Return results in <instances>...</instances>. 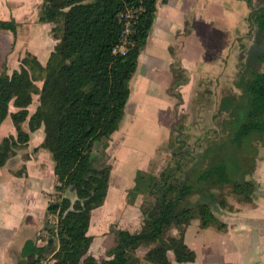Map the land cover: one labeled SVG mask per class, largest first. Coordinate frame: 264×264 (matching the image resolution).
<instances>
[{
  "label": "trees",
  "instance_id": "obj_1",
  "mask_svg": "<svg viewBox=\"0 0 264 264\" xmlns=\"http://www.w3.org/2000/svg\"><path fill=\"white\" fill-rule=\"evenodd\" d=\"M247 2L249 37L255 23L264 35V5L253 7ZM132 9L138 14L130 45L123 56L113 54L122 28L119 16ZM256 12L259 16L253 23ZM155 13L156 0H42L37 20L52 26V51L44 62L26 52L16 70H0V127L9 118L16 132L15 137L0 141V167L27 147L30 134L39 130L44 135L41 147L54 163V193L46 208L57 217L56 225L46 229L54 236V247L27 242L17 264H138L134 256L141 249L147 264H192L195 254L185 242L192 222L198 221L200 229L222 225L207 204L188 202L189 198L214 190L220 194L221 208L230 211L222 195L227 188L237 203L251 202L254 184L231 182L222 164L201 171L193 188L189 173L183 171L190 162H178L177 170L161 174L158 181L151 179L146 186L155 201L141 207L145 232L131 235L115 230L114 244L100 262L88 255L93 240L88 235L91 212L104 203L110 175L109 167L93 165L91 152L98 144L105 146L118 130L130 95L129 83ZM17 28L13 20H0V30L16 36ZM257 62L263 63L264 58ZM241 72L236 83L240 95L232 96L230 102L223 97L215 113L225 127L230 125V143L237 148L245 141L264 140V67L251 66ZM177 74L178 68L173 75ZM34 97L37 105L30 113ZM234 119L240 122L235 127ZM180 122L172 126L177 135ZM188 152L182 146L174 156L183 160ZM67 189L73 192V201L63 197ZM172 228L175 232L168 234Z\"/></svg>",
  "mask_w": 264,
  "mask_h": 264
},
{
  "label": "crops",
  "instance_id": "obj_2",
  "mask_svg": "<svg viewBox=\"0 0 264 264\" xmlns=\"http://www.w3.org/2000/svg\"><path fill=\"white\" fill-rule=\"evenodd\" d=\"M250 1L253 7L264 5V0ZM229 2L230 0H156L154 22L129 83L130 95L124 116L126 111L129 112L136 106L133 96L142 93L147 100L155 99L160 105L167 104L164 114L166 131L171 130L178 118L186 117V123L194 118V124L201 128L199 135H204L202 138L206 135L209 137L208 133L215 125L213 120L216 106L231 90L230 82L223 81L220 75V80L211 81L203 94L194 99L190 98L196 91L194 77L198 73L208 72V64L215 58L213 52V56L209 58L204 53V47L213 50L215 46L224 44L218 35L215 37V30H222L227 34L240 31L241 34H236L232 42L228 43L227 52L235 45L233 41L252 39L249 37L251 27L248 21L250 9L247 0H237L235 3L241 11L238 28H230L229 22L236 24V21L233 18L235 12L226 6ZM39 5H42V0H38L37 4L22 0L17 5L20 12H16L14 2L0 0V20H13L22 28L20 18L36 14L40 9ZM8 33L9 40L13 41L14 45L18 29L16 36ZM177 68L178 74L175 77L173 73ZM183 78L186 79L184 86H188L187 89L180 87L182 84L179 83ZM183 90H187V93H182ZM184 98L189 101L191 99L194 104L193 108H186L185 112L179 108L185 106ZM116 135L117 131L111 136L112 139ZM109 145H103L105 151ZM5 165L0 167V264H17L22 261V251L27 242H33L36 247H44L39 237V231L42 229L40 224L31 228V234L25 233L24 230L31 227L25 224V220L35 221L38 210L42 211L43 219L55 218L46 211L48 198L54 193V163L50 154L42 153L39 149L29 160L20 162V167L28 169L26 174L17 173V169L5 168ZM69 191L72 192L70 189ZM255 193L264 196V187L258 186ZM63 197L66 198L64 195ZM126 197V193L113 187L109 181L104 203L91 212L89 236L93 229H100L106 224L108 214L118 212L121 215V207ZM68 199L73 201L74 194ZM235 203L236 205L230 204L232 213L216 216L222 225L221 228L200 229L198 221L192 222L185 233V242L195 254L192 264H264V203ZM140 205L141 202L138 203V210ZM137 216L139 220L144 218L140 210ZM136 220L135 217V222ZM23 227L26 229L22 231ZM188 233L191 234L189 243ZM53 238L54 236H51V241L45 246L53 248ZM93 243L92 240L88 255L100 262L102 255L113 246L114 235L112 233L110 241L106 239L102 246L100 244L96 247L98 256L91 254Z\"/></svg>",
  "mask_w": 264,
  "mask_h": 264
},
{
  "label": "rangeland",
  "instance_id": "obj_3",
  "mask_svg": "<svg viewBox=\"0 0 264 264\" xmlns=\"http://www.w3.org/2000/svg\"><path fill=\"white\" fill-rule=\"evenodd\" d=\"M11 1L15 4L16 12H20V10H18L19 6L17 5L21 3L22 0ZM236 1L237 0H230L229 4H226V6L235 12L233 18L236 24L229 22L230 28H238L239 24L241 11L237 9L235 4ZM29 2L31 4H37L38 0H29ZM39 6L38 8L40 9H36L38 10L36 14L31 16L25 15L23 18L21 17L22 19L20 18L22 28L18 25V35L14 45V42L9 40V33L0 30V34H2L0 36V70L4 66H6L9 73L16 70L20 59L26 52L34 54L40 61L44 62L48 54L52 51L54 47V42L50 33L52 26L38 22L37 19L42 5ZM253 14L254 13H252V20L254 23V17H258L259 13L256 12L254 15ZM10 18L14 19L12 16H10ZM253 26L252 39L244 38L233 41L235 45L232 46L229 52H227L228 43L232 42V38L236 34H241L240 31L238 30L227 34L222 30H215V37L218 35L219 40L222 39L224 44L215 46L213 50L210 47H204V53L210 58L213 56V52L215 53V58L212 63L208 64L210 69L208 75V72H202L196 74L194 77L193 83L196 91L190 95L191 99H194L199 94H203V92L209 88V83L211 81L215 82L220 80L219 76L221 75L223 81L230 82L231 92L225 96L228 98V102H230L232 101V96L238 93V95H240V90L238 91L236 86L239 80V77H237L238 73L241 71V73H246L247 68H251V66H255L260 70L263 69L264 62L259 63L257 61L260 58H264V35L261 34L256 23ZM232 30L233 29H231V31ZM210 74L216 75V77L211 78L212 76ZM180 82L179 84H182L180 87H182L186 84V79L183 78ZM187 87L188 86H184L182 88L187 89ZM186 91L187 90H183L182 93L186 94ZM133 97L135 98L136 106L132 107L133 109H130L129 112L126 111L123 122L120 123L115 138L112 139V137H110V139L106 141L108 145L110 144L108 149L106 151L104 150L102 146L104 145L103 143L96 145L91 152L93 165L95 167L99 165L109 167L110 184L115 188H119L121 192L127 195L125 203L121 207V215H119L118 212L108 214L105 221L106 224H104L103 227L101 226L100 229H93V231L89 233L94 241L91 251L93 255H97L98 250L96 247L100 244L102 246L104 240L108 239L110 241L112 233L115 230H123L131 235H138L145 232V220L144 218L139 220L137 215H139V210L141 212V207H145L150 201H155L153 197H150L148 187L146 186L150 183L151 179L154 182L158 181L161 174L177 170L178 162H181L182 165L185 162H190V165L194 163L192 167L190 165L187 166L186 163L183 170L184 174L189 173L188 183L192 185L193 188L198 174L207 167L217 164H222L226 168L228 178L231 182H250L254 184L255 190L258 189V186L264 187V140H257L253 142V144L245 141L242 147H235L230 143V125L228 128L225 127L222 122L223 119L215 116L216 114L213 120L215 125L208 133L209 138H207V135L202 138L204 135H199L201 128L194 124V118L186 123V117H181V119L178 118L181 120V124L178 126L177 132L179 134L177 135L172 128L170 131H166L167 127L165 125L164 114L167 104L163 103L160 105L155 99L147 100L142 93H136ZM191 99L189 101L184 98L185 106H180L179 108L184 112L186 108H193L194 104L191 103ZM36 105L37 97H34L33 104L29 109L30 113L34 111ZM218 106L219 105L216 106L215 113L218 110ZM231 123L233 127H235L240 122L234 119ZM218 124L221 125L218 127ZM15 135L16 132L14 127L10 119L7 118L0 127V141L9 136L15 137ZM29 137L30 142L27 147L16 151L15 155L10 158L13 159L11 161L9 159L6 162L5 168L17 169L19 171L17 173L26 174L28 169L26 170L24 167H20V162L22 160L23 162L29 160L39 149H41L42 153L49 154L41 147L44 142L42 130L30 134ZM176 141H178V143H176ZM182 146L189 151L186 159L183 160L182 156H174V151ZM192 154L195 157V162L192 159ZM15 162L17 163L15 164ZM227 192L229 191L226 188L224 190L225 194H222L223 200L229 205H236V199ZM64 196L68 199L73 197V193L67 189ZM220 199L219 192L212 190L203 194H198L195 197L192 196L189 198L188 202H193L195 200L194 203L207 204L215 216H220L224 213H232V208L230 212L221 208L219 205ZM251 201L255 204H262L264 203V196L255 193ZM140 202L141 205L138 210L137 206ZM36 214L37 219L35 221H30L29 219L25 220V224L31 227H28V229L23 227L22 231L26 229L24 232L31 234V228L36 224H40L39 226L42 227V229L39 231V237L42 245L45 246L47 242L51 241L50 238L52 236L51 232H48L46 229L47 227L51 228L56 225L57 217L55 216L56 219L54 218L53 220H46L45 217V219H43L42 211L38 210ZM135 217L137 219L136 222ZM173 231H175V228H172L168 234L173 233ZM190 236L191 234L188 233V243L190 241ZM143 254L144 250L141 249L138 250L134 256L138 264H147L142 261ZM47 257H49V255ZM42 264H45V262ZM79 264H82L81 261Z\"/></svg>",
  "mask_w": 264,
  "mask_h": 264
},
{
  "label": "built area",
  "instance_id": "obj_4",
  "mask_svg": "<svg viewBox=\"0 0 264 264\" xmlns=\"http://www.w3.org/2000/svg\"><path fill=\"white\" fill-rule=\"evenodd\" d=\"M138 11L135 9L127 10L119 16L122 25L117 46L113 49V54L124 55L130 45V37L133 34V26L136 23Z\"/></svg>",
  "mask_w": 264,
  "mask_h": 264
},
{
  "label": "flooded vegetation",
  "instance_id": "obj_5",
  "mask_svg": "<svg viewBox=\"0 0 264 264\" xmlns=\"http://www.w3.org/2000/svg\"><path fill=\"white\" fill-rule=\"evenodd\" d=\"M178 140V139H177Z\"/></svg>",
  "mask_w": 264,
  "mask_h": 264
}]
</instances>
